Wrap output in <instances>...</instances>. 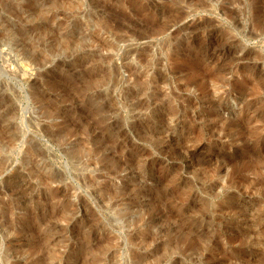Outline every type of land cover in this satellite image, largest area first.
Here are the masks:
<instances>
[{
  "label": "rangeland",
  "instance_id": "rangeland-1",
  "mask_svg": "<svg viewBox=\"0 0 264 264\" xmlns=\"http://www.w3.org/2000/svg\"><path fill=\"white\" fill-rule=\"evenodd\" d=\"M0 264H264V4L0 0Z\"/></svg>",
  "mask_w": 264,
  "mask_h": 264
},
{
  "label": "bare ground",
  "instance_id": "bare-ground-1",
  "mask_svg": "<svg viewBox=\"0 0 264 264\" xmlns=\"http://www.w3.org/2000/svg\"><path fill=\"white\" fill-rule=\"evenodd\" d=\"M254 1V3L259 7L260 5H262V4H264V0H253ZM151 2V1H150ZM96 4H97V2H96ZM98 6V5H97ZM226 12H228V13H230V12H232L230 9L228 10H225ZM172 12V11H171Z\"/></svg>",
  "mask_w": 264,
  "mask_h": 264
}]
</instances>
